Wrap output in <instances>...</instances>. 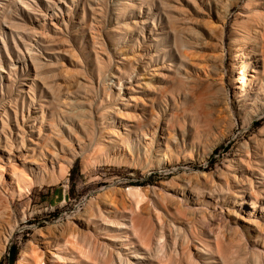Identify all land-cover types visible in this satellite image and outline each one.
<instances>
[{
  "label": "rangeland",
  "instance_id": "374dc122",
  "mask_svg": "<svg viewBox=\"0 0 264 264\" xmlns=\"http://www.w3.org/2000/svg\"><path fill=\"white\" fill-rule=\"evenodd\" d=\"M233 1L0 0V264H264V0Z\"/></svg>",
  "mask_w": 264,
  "mask_h": 264
},
{
  "label": "bare ground",
  "instance_id": "6f19581e",
  "mask_svg": "<svg viewBox=\"0 0 264 264\" xmlns=\"http://www.w3.org/2000/svg\"><path fill=\"white\" fill-rule=\"evenodd\" d=\"M236 1V0H235ZM235 1H233V3L235 2ZM238 1V0H237ZM225 2H226V0H225ZM237 3V2H236ZM235 4V3H234ZM223 26H224V23H223ZM251 26V25H250ZM250 26H247V27H244L243 28V31H244V37H243V39H246L248 36H249V34L253 31V28L252 27H250ZM241 27V26H240ZM220 28H222V27H220ZM237 31V30H236ZM257 32V31H256ZM261 32V31H260ZM257 33H259V32H257ZM257 33H256V35H257ZM252 34V33H251ZM224 35V34H223ZM252 36V35H251ZM250 36V37H251ZM254 37V36H253ZM241 46V45H240ZM28 53V52H27ZM250 53V52H249ZM248 56V55H247ZM258 65H259V63H258ZM247 66L248 65H243L242 66V68H244L245 70H244V74H242V73H240L241 74V76H242V80L244 81V80H247V70H246V68H247ZM255 73V72H254ZM258 75V74H257ZM261 76V75H260ZM250 77L253 79V80H255L256 79V73H255V75H250ZM249 77V78H250ZM258 77V76H257ZM250 78V79H251ZM245 88V84L243 83L242 84V86H240V88L239 89H242V88ZM247 88V87H246ZM245 88V89H246ZM256 88V87H255ZM250 89V88H249ZM242 92V91H241ZM251 94H252V96L251 97H253V100L251 101V103H249V104H246L248 107H250L251 108V110H250V112H251V114H252V118H251V120H254V119H256V118H258L259 116H263L264 115V104L262 103H260V99H259V92H258V90H252L251 92H250ZM240 99H241V97H240ZM246 100H249V96L248 95H245V98H243L242 99V101H246ZM244 103H246V102H244ZM248 114H250V113H248ZM223 117V116H222ZM222 117H219V118H221L222 119ZM224 119V118H223ZM218 120V119H217ZM220 120V119H219ZM151 121H153V120H151ZM220 123V122H219ZM218 123V124H219ZM217 124V123H216ZM221 124V123H220ZM154 127V126H153ZM157 130V129H156ZM151 131V130H150ZM149 131V132H150ZM151 133V132H150ZM151 135H153V134H151ZM154 136V135H153ZM178 144V143H177ZM197 188H199V187H197ZM240 189V188H239ZM131 190V189H130ZM193 190V189H192ZM240 192L241 193H243V195L241 196V198H242V202H241V204L242 205H244L245 207H249L251 210H255L256 208H257V204L258 203H260V201L258 200V198H255V197H253V199H248V197L249 196H252V194L251 193H249V192H247L245 189H244V187L243 188H241V190H240ZM190 193V192H189ZM211 195V194H210ZM261 200V199H260ZM248 209V208H247ZM122 226V225H121ZM93 227V226H92ZM121 228V227H120ZM102 234V233H101ZM51 238H53V237H51ZM54 239V238H53ZM48 243H49V241H48ZM47 244V243H46ZM51 254V253H50ZM57 257V255L56 254H53V255H51V257H53V258H55L56 259V257ZM60 259V258H59ZM39 264V263H38Z\"/></svg>",
  "mask_w": 264,
  "mask_h": 264
}]
</instances>
